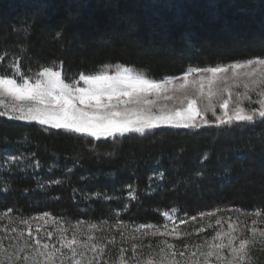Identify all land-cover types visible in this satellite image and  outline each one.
Returning a JSON list of instances; mask_svg holds the SVG:
<instances>
[{
    "label": "trees",
    "instance_id": "1",
    "mask_svg": "<svg viewBox=\"0 0 264 264\" xmlns=\"http://www.w3.org/2000/svg\"><path fill=\"white\" fill-rule=\"evenodd\" d=\"M0 58V73L14 71L16 61L26 78L49 66L66 81L117 64L162 81L192 67L264 59V0H0ZM235 90L248 102L256 93L252 82ZM20 153H34L40 171L0 167V213L134 227L160 224L169 212L180 218L264 213L260 123L96 141L0 118V165ZM159 171L163 181L154 177ZM55 179L61 184L49 183ZM95 191L113 199L85 200ZM263 261L264 253L255 256L254 263Z\"/></svg>",
    "mask_w": 264,
    "mask_h": 264
},
{
    "label": "snow or ice",
    "instance_id": "2",
    "mask_svg": "<svg viewBox=\"0 0 264 264\" xmlns=\"http://www.w3.org/2000/svg\"><path fill=\"white\" fill-rule=\"evenodd\" d=\"M59 38H61V34L57 33V39ZM240 66L249 68V71L245 73L246 76H259L264 81V71H261L264 68V59H247L243 65L229 64L232 69ZM11 67L14 69L11 73H0V118L6 117L9 121L35 123L39 126H47L50 130L84 135L88 138H94L96 141H101V139L116 141L118 137L124 138L126 135L131 136L132 134H139L143 137L147 132L159 135L161 132L179 133L195 130L199 134L202 131V126L212 125L211 119L207 116L209 112L215 117L216 127L232 126L234 122H249L252 126L257 123L264 124V99L250 100V103H258L259 108L253 107L247 112L245 107L237 103L234 115L229 114L230 101L224 98V92L227 91V88L217 84L218 75L227 71L225 67L190 68L180 78L183 83L179 85V90L183 93L181 105L186 101V106L172 108H168L166 105H158L156 100L149 98L153 95L159 96L162 91H166V85L171 84V79L162 83L149 80L143 75L135 74L132 69L124 68L119 64L115 66L118 69L115 74H109L107 71L96 74H81L78 80L73 79L72 81H66L62 72L54 67L45 66L27 78L21 73L16 61H13ZM192 72L211 74V78L207 80L208 91L203 107H198V99L189 98L188 92L185 91L189 74ZM204 80L205 76L201 75L199 78L201 94H203ZM80 81L83 82V85H80ZM260 95L264 96V92ZM164 99L173 100L174 96L168 95ZM217 105L224 110L223 115L216 114ZM257 116L259 121L256 120ZM28 139V137H24L21 142H27ZM89 142L91 143V140ZM34 155L33 153L32 157ZM32 157H25L23 153L9 155L5 163L17 165L20 171L40 168V163L38 161L33 162ZM204 159L206 160L207 157ZM49 170L51 171V169ZM67 171L71 173L73 168L69 167ZM200 175L201 172L197 171L196 176ZM154 177L158 181H163L165 172L159 171V173L154 174ZM152 179L153 176H150L149 182ZM49 183L60 185L61 180L55 179ZM44 186V184H40V187L43 188ZM7 190L4 189V191ZM84 198L85 200L90 198L112 200L113 196L106 192L95 191L90 196L85 194ZM8 211L14 210H6V214ZM206 215H212V213H206ZM252 215L259 216L260 213L254 212ZM21 222L23 224L29 223L27 219L23 218H21ZM216 223H220V221L217 220ZM140 227L153 228L155 225L142 224ZM165 234L164 232L159 233L160 236ZM155 235L154 232L153 236ZM261 235H264V232ZM51 236L52 233H48V237L51 238ZM233 239L229 238L226 245L221 244L218 247L231 249L233 259L230 264H242L245 257L250 253V249L246 247L249 241L241 239L238 247H236L233 246ZM77 244L78 240L75 234L70 240H66L61 234V248L69 249L73 257L77 255V250L73 247ZM28 246L29 242L26 241L20 249L21 253ZM82 247L87 248L89 245L84 244ZM173 247V244H167V249ZM47 249H49L48 243H42L41 239L35 240L34 251L41 256L46 255L47 259L51 261L54 253H46L45 250ZM91 250L96 252L97 246L92 245ZM99 251L103 253L104 248H99ZM160 251H166V249L161 248ZM175 255L183 257L185 253L181 251ZM206 255L211 257L213 252L209 251ZM27 258L23 255L20 257L22 261ZM75 264H80V261L77 260ZM147 264H154V261L149 259Z\"/></svg>",
    "mask_w": 264,
    "mask_h": 264
},
{
    "label": "rangeland",
    "instance_id": "3",
    "mask_svg": "<svg viewBox=\"0 0 264 264\" xmlns=\"http://www.w3.org/2000/svg\"><path fill=\"white\" fill-rule=\"evenodd\" d=\"M237 64L243 65V63ZM224 67L227 68V71L218 75L217 84L227 88V91L224 92V98L230 101L229 114L234 115L237 103L245 107L246 112L253 107L259 108L258 103L248 102V97L242 91L235 90L234 92L233 88L240 84L252 82L256 93L249 95L250 100L264 99V96L260 95L264 92V81L259 76H246L245 73L249 71V68L240 66L232 69L229 65ZM58 70L61 71V69ZM106 71L109 74H115L118 69ZM261 71H264V68ZM201 75L205 76L203 94L199 91ZM62 76H64L63 73ZM181 77L183 75L168 78L172 82L166 85L167 90L162 91L159 96L153 95L149 98L156 100L158 105H166L168 108L186 106V101L181 105L183 96L182 91L179 90V85L183 83ZM209 78H211L210 73L192 72L189 74L185 91L188 92L189 98L198 99V107H203L204 99L207 97V80ZM166 80L156 82L162 83ZM80 85H83L82 81H80ZM168 95L174 96V99L165 100L164 97ZM215 111L217 115H223L224 110L217 105ZM207 116L212 121L211 126H216L215 117L210 112L207 113ZM256 120H259L258 116ZM19 123L29 125L25 122ZM237 123L249 122H234V124ZM42 127L48 128L47 126ZM204 127L210 126H202V128ZM7 157L4 158V162L7 161ZM15 166L5 163L3 167L8 169L3 172L8 173L9 169ZM36 170L39 172L40 168ZM254 212H259L260 215H252ZM213 216L215 215L201 218H180L176 212H169L164 215L160 224H152L155 227L142 228L114 221L92 222L55 218L49 214L21 217L1 212L0 264H75L77 260L80 261V264H147L149 259H152L154 264H205V261L207 264H230L233 259L231 249L218 247L221 244L226 245L229 238H234L233 246L236 247H238L241 239H247L249 244L246 247L250 249V253L245 257L242 264H256L254 263L255 256L264 253V235H261L264 232V213L228 210L218 213L217 217L213 218ZM21 218L27 219L29 223L23 224ZM217 220L220 223H216ZM154 232L156 233L155 236H153ZM160 232L166 234L160 236ZM48 233H52L51 238L48 237ZM218 233L219 236H217ZM61 234L66 240L72 239L75 234L78 240V244L73 246L77 250L75 257L72 256L69 249L61 248ZM36 239H41L42 243L49 244V249L45 252L54 253L51 261L47 259L46 255L41 256L34 251ZM26 241L29 242V246L21 253L20 249ZM168 243L173 244L174 247L167 249ZM84 244L89 245V247H82ZM92 245L97 246L96 252L91 250ZM101 247L104 248L103 253L99 251ZM161 248L166 249V251H160ZM181 251L185 253L183 257L175 255ZM209 251L213 252L211 257L206 255ZM22 255L28 258L22 261L20 259Z\"/></svg>",
    "mask_w": 264,
    "mask_h": 264
}]
</instances>
